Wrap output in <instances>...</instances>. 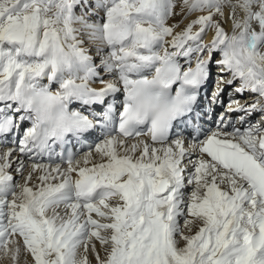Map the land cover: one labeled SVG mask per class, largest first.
Returning a JSON list of instances; mask_svg holds the SVG:
<instances>
[{
	"label": "snow or ice",
	"instance_id": "snow-or-ice-1",
	"mask_svg": "<svg viewBox=\"0 0 264 264\" xmlns=\"http://www.w3.org/2000/svg\"><path fill=\"white\" fill-rule=\"evenodd\" d=\"M215 53L227 83L257 99L232 102L246 127L221 116L206 133L195 113ZM256 112L264 0H0V252L13 264L21 248L30 264H264ZM98 127L102 143L66 168L37 161Z\"/></svg>",
	"mask_w": 264,
	"mask_h": 264
},
{
	"label": "bare ground",
	"instance_id": "bare-ground-1",
	"mask_svg": "<svg viewBox=\"0 0 264 264\" xmlns=\"http://www.w3.org/2000/svg\"><path fill=\"white\" fill-rule=\"evenodd\" d=\"M177 11H179V10H177ZM181 17L180 16H177L175 19H180ZM196 18V14H194V15H192V16H190V17H188L187 19H185V20H183V23H182V25H181V27L179 28V29H177V31H180L182 28H184L188 23H190L191 22V20H193V19H195ZM175 19H173V20H175ZM170 24H175V23H173L172 22V20L170 21ZM227 27V26H226ZM228 31H229V34H231V31H230V28H228L227 29ZM206 37V39H205V42H207V44H210L211 43V40H212V37H213V33L210 31V32H208V34L205 36ZM219 55V53H215L214 55H213V58L215 57V56H218ZM216 58V57H215ZM195 65V61L193 60V66ZM217 65V64H216ZM217 67V66H216ZM211 68H213V63H210L209 64V71L211 70ZM217 69H218V67H217ZM217 72H219V73H221L220 71H219V69H218V71ZM214 73H216V72H214V70H213V74H212V79H213V82L215 81V76H214ZM222 75H229V77H228V79L227 80H229V79H231V76H230V74L229 73H222ZM218 79H219V77H217ZM224 79H226V78H224ZM237 83H238V85H237ZM212 83H211V80H208L207 81V83L205 84V86L202 88V90H205V89H207L210 85H211ZM227 85H229L227 82L226 83H224V84H222V85H216V87H215V90H214V93L212 94V96L217 92V89L219 88V89H222V91L220 92V96H219V100L221 101V97L223 96V94H224V89L226 88V86ZM237 85V87L236 88H239L240 87V82H239V80H237V81H235L233 84H231V91L233 90V88L235 87ZM214 85H212V87H213ZM92 87H94V88H96L97 90H99L100 88H102L103 87V85H101L100 83H98V82H95V83H93L92 84ZM56 89H55V87L53 88V91H55ZM210 91H212V88H211V90ZM234 93H237V91H235ZM246 93H248V97H247V99L249 100L250 98H253L252 100V102H249V103H247V104H252V103H254L255 101H256V97H255V95L254 94H252V93H250V92H244V94H246ZM241 94V93H240ZM225 100V99H224ZM231 100V98L229 99V101ZM112 102H113V104L114 105H116V103H117V100L116 99H113L112 100ZM225 106H226V104H225ZM234 108H236V104L235 103H230V104H227V110H228V112H230L231 111V113L232 114H234V115H232L231 113L229 114V117H234L233 119L235 120V123L238 125V126H241L240 125V123H239V117L241 116V115H243V113H240V112H237V111H232L231 109H234ZM254 114H256V113H254ZM257 116H259L258 114H257ZM260 116H261V118H257L256 120V122L258 123V122H260L261 120H262V118H264V117H262V114L260 113ZM259 116V117H260ZM249 122V121H248ZM244 127H246V125L244 126ZM96 133V132H95ZM102 140V139H101ZM101 140H97V141H95L94 140V138H93V134L92 135H90L89 137H87V139H86V141H85V143L86 144H88V145H91L92 147H91V149L93 148V150H94V148H95V146L98 144V142L99 141H101ZM92 141V142H91ZM136 141H133V142H128L129 144H131V143H135ZM86 153H88V151L87 152H85L84 154H83V156L86 154ZM94 154V153H93ZM95 155V154H94ZM17 156H19V154L18 155H14V157H13V160L15 159V158H17ZM82 155H81V158H80V156L78 157V159H82V157H83ZM16 160V159H15ZM14 160V161H15ZM25 163H26V165H27V167L30 169V167H31V164H30V162L29 161H25ZM67 166H62V168H66ZM25 175H27V171L24 173ZM19 177V175H17L16 176V179ZM181 223H183V221L181 220ZM97 247L99 248V244H97ZM22 251H23V248H21V254H20V257H19V261H18V264H30V260H31V258L29 257V256H27V254L26 253H23L22 254ZM90 259H91V257H90ZM0 264H13V261L10 259V258H8V257H6L2 252H0ZM93 264H95V262H94V260H93Z\"/></svg>",
	"mask_w": 264,
	"mask_h": 264
},
{
	"label": "rangeland",
	"instance_id": "rangeland-1",
	"mask_svg": "<svg viewBox=\"0 0 264 264\" xmlns=\"http://www.w3.org/2000/svg\"><path fill=\"white\" fill-rule=\"evenodd\" d=\"M177 10L180 11L179 8H177L176 11H177ZM179 11H177V12H179ZM196 15H199V14H196ZM180 20H181V18H180V19L172 20V22H173V23H177V22L180 21ZM181 25H182V24H181ZM205 39H206V37H204V44L207 45V42H205ZM215 59H216V60H215V63H216V61L220 59V55H218ZM216 70H217V68H216ZM216 72H217V71H216ZM102 75H103V76H106L105 73H102ZM217 76H220V74H217ZM106 78H107V77H105V79H106ZM217 81H219V80L217 79ZM237 96H239V97H237ZM234 97H236V100H238V101H245V100H246V99H244V94H243V95H237V94L234 95V94H233V98H234ZM253 120H254V121H257L256 119H253ZM17 182H18V183H21V181H18V180H17ZM22 182H23V181H22ZM23 253H25V252L22 251V254H23Z\"/></svg>",
	"mask_w": 264,
	"mask_h": 264
}]
</instances>
